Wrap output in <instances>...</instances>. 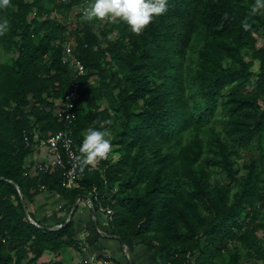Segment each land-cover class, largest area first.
<instances>
[{"label": "trees", "instance_id": "16d2710c", "mask_svg": "<svg viewBox=\"0 0 264 264\" xmlns=\"http://www.w3.org/2000/svg\"><path fill=\"white\" fill-rule=\"evenodd\" d=\"M81 1L0 9L9 21L0 36V264H61L37 261L74 241L71 220L48 229L29 203L42 187L70 201L79 189L61 185L59 165L27 164L41 139L66 127L55 110L73 58L86 70L71 124L78 154L91 127L108 129L118 152L103 173L80 161L75 184L98 199L112 191L98 204L113 210V233L162 264H242L240 245L264 264V0H167L140 33L108 19L112 39L85 22L69 30V59L65 22Z\"/></svg>", "mask_w": 264, "mask_h": 264}, {"label": "crops", "instance_id": "0c3cea01", "mask_svg": "<svg viewBox=\"0 0 264 264\" xmlns=\"http://www.w3.org/2000/svg\"><path fill=\"white\" fill-rule=\"evenodd\" d=\"M100 108H103V104ZM86 132L84 131V135ZM50 157L49 148L38 146L27 157V164L31 165V169H35L40 162L47 166L50 165ZM107 158L108 155L89 163L88 170L100 168L102 161ZM105 167L100 168L102 173ZM75 186L79 193L72 201L54 190L42 187L29 203L34 221H39L48 229H57L61 227L59 225L71 220L74 230L73 242L63 243L56 251L44 250L37 263L58 261L61 264H80L84 258H92L89 264H162L158 254L138 239L131 245L124 241L122 243L121 237L111 229L110 215L100 212L98 206L94 207L105 198V194L109 196L112 191H106L98 199L93 193L94 187L87 189L79 183ZM79 195L86 197H78ZM91 209L95 210L94 213ZM262 263V260L248 258V264Z\"/></svg>", "mask_w": 264, "mask_h": 264}, {"label": "clouds", "instance_id": "9594fccd", "mask_svg": "<svg viewBox=\"0 0 264 264\" xmlns=\"http://www.w3.org/2000/svg\"><path fill=\"white\" fill-rule=\"evenodd\" d=\"M9 4L10 0H0V9ZM167 7V0H91L90 6L83 9V18H119L132 32L140 33L156 15L166 12ZM256 10L257 8L253 7V12ZM8 28V19L0 17V36L8 31ZM110 150L111 141L107 138V133L95 127L89 128L79 148L82 154L78 157L81 167L105 158Z\"/></svg>", "mask_w": 264, "mask_h": 264}, {"label": "built area", "instance_id": "2783aa9c", "mask_svg": "<svg viewBox=\"0 0 264 264\" xmlns=\"http://www.w3.org/2000/svg\"><path fill=\"white\" fill-rule=\"evenodd\" d=\"M70 51V48L67 49ZM72 58V57H71ZM71 64L74 66L75 73L73 79L69 85L67 92H65L60 100V107L57 114L60 119L64 120L66 127L59 129L46 138L41 139L39 146L49 148L51 152L50 165H59L63 168V179L61 185L65 187L75 186V180L77 176V169L80 164L78 159L79 154L75 145L71 124L76 120V100L80 95V80L79 77L85 75V67L79 60L72 59ZM28 142L27 137H25ZM38 169H42L44 164L41 162L36 166ZM91 206V203L89 202ZM100 212H105L111 215L113 210L108 206L98 205ZM33 221V220H31ZM33 223H35L33 221ZM62 226V225H59ZM92 258H84L80 264H89Z\"/></svg>", "mask_w": 264, "mask_h": 264}, {"label": "rangeland", "instance_id": "374dc122", "mask_svg": "<svg viewBox=\"0 0 264 264\" xmlns=\"http://www.w3.org/2000/svg\"><path fill=\"white\" fill-rule=\"evenodd\" d=\"M30 1V0H27ZM58 1V0H57ZM64 2H66V4L70 3V0H62ZM91 0H82L79 4L74 5L71 7V9L68 12V16H67V20L65 22L66 24V31L63 33L64 35V42L63 44H65L66 47V58L71 59V51H68L67 49L73 47V45L75 44V41L72 37V33L69 35V30L71 28H80L82 26L83 23L87 22L90 26V29L92 31L98 32V28H103V27H107L108 28V38L112 39L114 38L115 34H116V29L111 27V25L108 23V17L105 18H94L93 20H85L83 18V9H85L86 7L90 6ZM33 14H31L32 16ZM30 16V17H31ZM262 29H260L259 32H261ZM260 36V35H259ZM259 43L262 42L261 38H259ZM1 58V57H0ZM2 59V58H1ZM253 69H257L258 68V62H255L254 65L252 66ZM57 102L59 103V105L57 106L55 112H58V108L60 107V100H57ZM104 132L107 133V136L110 135L109 130L105 129L103 130ZM111 136V135H110ZM109 136V138H111ZM116 146L111 144V150L108 153V157L110 159H115L118 156V152H116L113 148H115ZM258 234L261 236L262 240L264 239V233H262L261 230H259ZM241 248V263L242 264H248V258L246 256V249L244 248V246L240 245ZM29 256H32V254H30Z\"/></svg>", "mask_w": 264, "mask_h": 264}, {"label": "water", "instance_id": "95a60500", "mask_svg": "<svg viewBox=\"0 0 264 264\" xmlns=\"http://www.w3.org/2000/svg\"><path fill=\"white\" fill-rule=\"evenodd\" d=\"M18 189V192L22 195V193H21V190L19 189V188H17ZM78 197H86V196H84V195H79ZM92 210V209H91ZM94 209L92 210V213H94ZM25 213H26V216H27V218L31 221V219H30V216H29V214H28V212H27V209H25ZM120 239V238H119ZM120 241L123 243V241L120 239Z\"/></svg>", "mask_w": 264, "mask_h": 264}]
</instances>
